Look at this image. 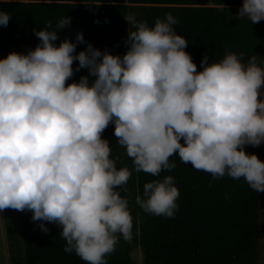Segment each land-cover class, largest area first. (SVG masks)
Masks as SVG:
<instances>
[{
	"label": "clouds",
	"instance_id": "clouds-1",
	"mask_svg": "<svg viewBox=\"0 0 264 264\" xmlns=\"http://www.w3.org/2000/svg\"><path fill=\"white\" fill-rule=\"evenodd\" d=\"M237 14L259 23L264 0H243ZM10 19L0 10V25ZM124 19L134 30L123 55L102 52L79 31L75 41L54 43L57 31L71 24L66 16L54 29L49 22L34 30V49L0 58V212L31 211L43 232L45 222L57 224L64 251L87 264H107L119 237L132 238L128 200L117 189L133 170L159 176L176 167L170 157L178 154L213 180L243 178L264 192V162L244 150L264 143V68L254 57L246 65L242 54L227 53L213 63L204 56L197 71L171 13L152 27L134 15ZM77 43L86 47L77 52ZM74 61L75 71L87 68L88 76L66 84ZM109 123L132 170L111 158L101 135ZM179 195L166 175L145 183L136 203L171 218Z\"/></svg>",
	"mask_w": 264,
	"mask_h": 264
},
{
	"label": "trees",
	"instance_id": "trees-1",
	"mask_svg": "<svg viewBox=\"0 0 264 264\" xmlns=\"http://www.w3.org/2000/svg\"><path fill=\"white\" fill-rule=\"evenodd\" d=\"M243 0H0V10L9 13L7 26L0 25V58L9 52L26 53L39 43L34 30L52 29L63 17H71V24L57 31V45L65 38L75 41L82 32L86 42L102 52L123 55L127 50V32L133 31L124 17L134 15L138 22L149 27L157 19L171 13L177 20L174 31L185 37V49L201 70V60L219 62L227 53L243 56L242 62L254 57L257 66L264 68V20L253 24L237 12ZM49 29V30H52ZM86 47L77 43L76 51ZM74 75L66 81H79L88 76L87 68L72 65ZM94 77L89 76V82ZM264 101V88L260 97ZM111 148V158L117 168L133 169L126 149L114 135V124L101 134ZM183 143V141H181ZM246 153H255L264 162V143L245 145ZM176 167L162 171L159 176L132 171L128 183L117 189L128 200L133 228L131 240L119 237L115 251L105 257L107 264H133L131 251L139 246L142 264H261V200L263 192L253 191L243 178L234 180L225 175L213 180L211 174L183 163L178 154L170 157ZM171 175L180 195L178 210L171 218L146 213L137 203L143 198L147 182L162 180ZM211 181V185L210 182ZM31 211H20V232L24 249V264H87L75 252L66 253V241L60 227L45 222L48 232L40 229V222L31 219Z\"/></svg>",
	"mask_w": 264,
	"mask_h": 264
},
{
	"label": "crops",
	"instance_id": "crops-1",
	"mask_svg": "<svg viewBox=\"0 0 264 264\" xmlns=\"http://www.w3.org/2000/svg\"><path fill=\"white\" fill-rule=\"evenodd\" d=\"M0 264H24V249L20 232V211L16 210V223L12 228L0 222ZM261 253L264 264V192L261 200Z\"/></svg>",
	"mask_w": 264,
	"mask_h": 264
},
{
	"label": "rangeland",
	"instance_id": "rangeland-1",
	"mask_svg": "<svg viewBox=\"0 0 264 264\" xmlns=\"http://www.w3.org/2000/svg\"><path fill=\"white\" fill-rule=\"evenodd\" d=\"M0 222H2V224H6L8 229L14 227L16 223V210L5 209L2 212H0ZM131 258L133 264H142V252L139 246H135L133 248V250L131 251ZM261 263H262V259H261Z\"/></svg>",
	"mask_w": 264,
	"mask_h": 264
}]
</instances>
